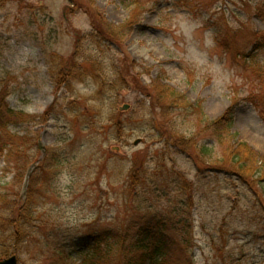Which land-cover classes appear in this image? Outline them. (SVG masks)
Returning <instances> with one entry per match:
<instances>
[{
  "label": "rangeland",
  "instance_id": "rangeland-1",
  "mask_svg": "<svg viewBox=\"0 0 264 264\" xmlns=\"http://www.w3.org/2000/svg\"><path fill=\"white\" fill-rule=\"evenodd\" d=\"M124 1L147 10L102 39L134 6L0 0V91L30 119L8 125L27 145L10 164L0 154V215L33 203L24 238L0 233V260L80 264L96 233L161 217L191 223L194 264H264V0ZM165 86L203 116L160 100ZM226 116L243 178L219 162L225 133L201 123Z\"/></svg>",
  "mask_w": 264,
  "mask_h": 264
},
{
  "label": "trees",
  "instance_id": "trees-1",
  "mask_svg": "<svg viewBox=\"0 0 264 264\" xmlns=\"http://www.w3.org/2000/svg\"><path fill=\"white\" fill-rule=\"evenodd\" d=\"M121 3L125 8L134 6L135 10L131 13L130 18L120 26L104 23L105 34L108 36L103 35L104 32L102 33V31L97 28L98 33L102 35L100 38L109 37L110 39H117L119 36L121 37L123 34H127L133 24L137 22L142 12L147 10L145 7L146 5L140 6L139 2H125L121 0ZM255 39L264 43V34H255ZM1 92L2 91H0V154L3 155L5 162L10 164L11 161L17 159V153L22 147H26L27 141L26 138L19 139L18 137L12 136L8 132V125L28 122L30 119L24 113L13 112L7 109L4 104L5 95ZM160 100L166 101L168 105L175 108H188L194 113L197 112L202 115L199 103L190 106L187 104L186 99H183L180 94L175 93L167 86L160 90ZM231 121L232 118L226 116L217 121H207L203 119L201 123H205L206 125L203 127L211 130L212 137L220 138V136L225 133L224 140L226 141V147L224 152L227 157L225 161L219 162L229 167V169L230 167L234 168L236 166V171L232 172L243 178V174L246 175L247 168H252V165L250 166L248 164L249 158L245 157L244 152H234L235 149H233V145H231L229 140ZM177 137H182V135H177ZM195 147L196 144L193 142L192 145L188 146L190 149H185L192 150L195 149ZM210 149L211 147L202 145L199 149L200 156L198 158L202 159L208 157L207 154H210L212 151V149ZM228 159L229 161H226ZM34 160V158L29 156L28 160L24 162L23 168L33 163ZM204 161L213 162L214 159L209 157L208 159H204ZM237 170H240L242 173ZM23 171L22 169V175ZM183 186L186 188L185 184H183ZM16 197L19 198L18 196ZM0 202L3 203V199H0ZM32 205L33 203H31V200L27 198V200L22 201L20 214L16 218L0 215V233L7 234V238H10L13 242L24 238V224L32 218ZM7 218L9 220H7ZM153 218L151 222L145 221V223L139 226L132 225L133 229L131 230L128 228L129 225H126L115 230H103L96 233L89 239V245L85 247L87 251L83 253L80 264H194L190 251L193 248L191 223L189 221L188 223L183 222L181 228H176L173 220L170 221L161 217ZM0 243L3 245V251L0 257H5L8 254V247H6L7 245L4 240L1 239Z\"/></svg>",
  "mask_w": 264,
  "mask_h": 264
},
{
  "label": "water",
  "instance_id": "water-1",
  "mask_svg": "<svg viewBox=\"0 0 264 264\" xmlns=\"http://www.w3.org/2000/svg\"><path fill=\"white\" fill-rule=\"evenodd\" d=\"M124 109H127L126 106H124ZM138 142H135L137 144ZM0 264H17V258L16 256H10L8 258L0 260Z\"/></svg>",
  "mask_w": 264,
  "mask_h": 264
}]
</instances>
